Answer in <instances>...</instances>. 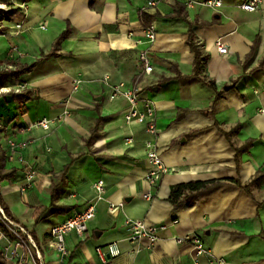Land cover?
Instances as JSON below:
<instances>
[{"label":"crops","instance_id":"0c3cea01","mask_svg":"<svg viewBox=\"0 0 264 264\" xmlns=\"http://www.w3.org/2000/svg\"><path fill=\"white\" fill-rule=\"evenodd\" d=\"M148 1L0 0L1 8L13 11L1 24L0 73L32 67L18 79H0V91L22 86L31 93L25 103L0 93L3 149L9 139L30 143L7 163L18 172L0 181L1 206L33 235L42 264H57L51 228L91 204L95 218L84 236H67L64 264H102L97 248L114 243L120 255L107 264H196L192 246L177 243L190 234L227 264H264V0L255 13L240 9L245 0H221L218 10L201 0H191L193 9L170 0L149 11L157 29L154 71L140 89L154 103L156 137L144 125L126 123L125 100L109 99L112 86H130L140 71L146 47L140 11ZM190 24L216 90L182 78L194 74ZM220 38L225 55L215 47ZM75 78L84 81L76 93ZM43 119L53 121L49 130L34 127ZM151 142L170 170L156 184L148 179ZM27 167L37 178L24 189ZM62 175L56 210L51 191ZM99 181L105 183L101 199L94 187ZM205 181L216 183L192 205L170 202L173 187ZM112 205L121 207L115 215ZM127 220L167 230L153 247L146 239L131 243Z\"/></svg>","mask_w":264,"mask_h":264},{"label":"built area","instance_id":"2783aa9c","mask_svg":"<svg viewBox=\"0 0 264 264\" xmlns=\"http://www.w3.org/2000/svg\"><path fill=\"white\" fill-rule=\"evenodd\" d=\"M170 0H149L147 4L141 9V21L143 24V37L144 45L146 46L139 53V73L137 74L134 82L130 86H126L124 83H120L111 87L110 101L123 99L128 103V110L125 113V121L127 124H140L146 127L147 132L156 137L158 135L157 128V115L154 103L148 99L141 97L140 85L144 77L150 76L154 67L151 60V48L157 39V29L153 22L146 23L144 16L149 13L150 10L155 9L160 3ZM185 2V6L188 9H193L195 2L191 0H180ZM263 0H245L240 6V9L244 12L255 13L259 10ZM200 4L213 10H218L223 6L221 0H201ZM12 10L0 7V29L3 23L5 15L8 13L10 17ZM17 29H21V25L16 26ZM45 29L46 26H41ZM215 47L221 55L227 54L228 48L222 38L218 39L215 43ZM109 78H105L104 81L107 85ZM84 81L81 78H75L73 80V92H79L83 86ZM25 90L24 87L19 86L15 89L8 88L3 89L1 92L6 93H21ZM264 96V86L259 91ZM264 114V111H261ZM53 124L52 120L43 119L34 124V127L41 128L43 130H49ZM128 143H132V140H128ZM29 142H18L14 139H9L7 146L10 153V159L19 154L20 151L26 149L29 146ZM147 160L151 165V170L148 173V179L151 184H156L162 180V178L169 174V168L164 164L159 151L156 149L153 142L148 144ZM18 161L24 163L23 158L20 156ZM37 178V171L32 167L25 169V185L24 189L30 188ZM98 199H101L105 193L104 181H99L94 185ZM1 197V187H0ZM147 200L151 199L150 195H146ZM121 209L120 206L112 205L109 208L111 215H115ZM96 206L94 204L89 205L86 210L82 212L74 211L69 219L65 222L56 225L51 228L50 231V247L57 254V264H64L69 258L70 251L66 245L67 236L71 233H75L78 236H84L89 229V222L95 218ZM176 222H173V224ZM125 227L128 229V240L131 243H138L143 239L149 242V246H155L159 240V234L167 230V226H149L142 221L127 220ZM177 243L189 244L192 246L193 252L196 258V264L198 259L206 257L208 264H227L224 259L216 258L212 251L205 246L203 239L196 235L190 234L183 238H178ZM0 251L4 260L12 264H42V250L36 243L33 235L26 230L20 224L10 219L4 212L1 206L0 199ZM96 254L102 264H107L110 259L116 258L120 255V251L117 243L108 245L105 248H97Z\"/></svg>","mask_w":264,"mask_h":264},{"label":"trees","instance_id":"16d2710c","mask_svg":"<svg viewBox=\"0 0 264 264\" xmlns=\"http://www.w3.org/2000/svg\"><path fill=\"white\" fill-rule=\"evenodd\" d=\"M24 2H28L30 0H23ZM13 15V12H10ZM11 15V16H12ZM11 16H8V13L4 17V21H8ZM146 23H150L151 19L148 18V14L144 16ZM190 39H189V46L191 47L194 55H195V62H194V74L190 77H182L189 81L190 83H199L205 86H208L212 88L213 90H216L215 88V83L211 80H208V77L206 75V66L208 63V56L202 52V49L200 46L197 44V40L194 37L192 33V25L190 24ZM65 34L60 41H62L65 36ZM59 41V42H60ZM32 67H29L28 69L25 70H17V71H6L4 73H0V79L4 77H12L13 79H18L21 77L23 74L30 72ZM13 100L19 102V103H25L31 100V93L28 92L27 90H24L21 93H14L11 92L9 93ZM5 128H0V181H5V180H13L16 177V174L18 170L16 168L12 169H7V163L10 160V154L9 149L8 151H5L3 149V146L1 144V141L3 137H6L7 134L5 133ZM64 182V175L61 176L60 181L58 183H54L52 186V204L51 206L55 207V203L58 200V195H59V190L61 188V184ZM216 182L213 181H205V182H190V183H185V184H180L172 188L169 200L171 203L176 204L177 202L181 201L182 199H186L188 201L189 205H192L195 201V198L198 193L201 191H204L206 189H209L212 185H214ZM57 210V208L55 207ZM5 214L11 219L10 214H8L7 210L4 209ZM0 264H12L10 262H7L4 260L2 253L0 251Z\"/></svg>","mask_w":264,"mask_h":264},{"label":"rangeland","instance_id":"374dc122","mask_svg":"<svg viewBox=\"0 0 264 264\" xmlns=\"http://www.w3.org/2000/svg\"><path fill=\"white\" fill-rule=\"evenodd\" d=\"M11 12H13V11H11Z\"/></svg>","mask_w":264,"mask_h":264}]
</instances>
